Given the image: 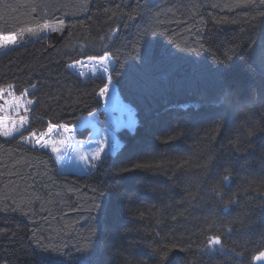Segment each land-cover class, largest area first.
Returning a JSON list of instances; mask_svg holds the SVG:
<instances>
[{
  "label": "trees",
  "instance_id": "1",
  "mask_svg": "<svg viewBox=\"0 0 264 264\" xmlns=\"http://www.w3.org/2000/svg\"><path fill=\"white\" fill-rule=\"evenodd\" d=\"M245 2L0 0V37L17 39H0V87L33 101L0 112V264H158L164 245L167 264H256L264 77L248 53L264 46V8ZM105 52L110 73L89 59ZM225 90L244 106L225 108ZM105 136L121 147L109 139L92 169L89 141Z\"/></svg>",
  "mask_w": 264,
  "mask_h": 264
},
{
  "label": "snow or ice",
  "instance_id": "2",
  "mask_svg": "<svg viewBox=\"0 0 264 264\" xmlns=\"http://www.w3.org/2000/svg\"><path fill=\"white\" fill-rule=\"evenodd\" d=\"M247 6H252L253 8L259 7V8H264V0H246L245 4H238L237 7H247ZM255 20V17H253V21ZM62 23V21H61ZM45 28L50 27V25L45 24L44 25ZM29 31H31V29H29ZM147 34V33H145ZM0 39H2L5 44L7 43H11V44H16L17 43V39L15 35H3L2 37H0ZM4 44H0V47H3ZM177 49L178 51H185L186 49H181L178 45H177ZM134 53H136L138 55V52H136V49L133 50ZM248 57H255L256 59H258L260 67H261V76L264 77V46H260L259 51H257L255 48H253V50L251 52L248 53ZM89 59L91 60H96L98 61V67H97V72H104V73H110V69L109 67L104 63L105 61H109V54L107 52H105L103 55L99 56V57H89ZM226 59H229L226 57ZM110 62V61H109ZM218 72H226L228 70V66L226 65L225 68L223 69H216ZM114 71V70H112ZM112 83V76L111 74H109L107 76V82L104 84V86L99 90L98 95L101 97H104L108 92H109V88L111 86ZM34 87V86H33ZM26 93H21L20 96L16 95V90L14 89L13 85H8L7 86V90L3 87H0V100H3V104H0V112H9L11 110H18V109H23L25 111L28 110L29 106L32 105L33 101L31 100H27L25 101L23 99L24 95ZM220 103L225 107V108H236V109H240L242 108L244 105H241V103L239 102V100L237 99V96L234 92H229L227 90H225L223 96L220 99ZM122 111V110H121ZM17 115H19V111H17ZM91 115L95 116V113H91ZM11 117L10 116H3L0 117V122H3L4 120H10ZM121 121H122V117H121ZM21 123H24V118H21ZM134 123V121H130V124ZM121 123L118 122L117 123V127H120ZM57 127V125H52L49 124L48 126V133L53 132V130ZM59 128L65 129L66 131L70 130L68 128L67 125L61 124L58 126ZM15 131L17 133H20V138L21 139H25L23 132L21 131V128L17 127L15 129ZM106 131V129H105ZM257 131L255 126H251L248 128L246 135L247 136H253L255 134V132ZM0 135H3L4 137H11L12 136V131L8 128H4L2 132H0ZM45 135V133H41L40 139H36V145H39L40 147H45L47 142L45 141L44 143H41V139L43 138V136ZM36 136V133H32V137L34 138ZM109 139L112 140V151H115L117 149H119L121 147V145L119 143H117L115 141L114 138H110L108 136H105L103 140L100 139H96V140H90V143H93L95 145V148L93 149V151L91 152L90 155H88L87 157H85L86 160L90 161V167L92 169H98L104 162L105 157L109 154L107 148L105 147L106 144H108ZM29 142H31L29 140ZM53 152H57L58 149L56 147L52 148ZM144 165H136V167H142ZM147 167H151V165H147ZM129 169L125 168L122 169L121 171H128ZM227 171V170H226ZM229 176L228 175H224L223 176V181L226 182L228 181ZM221 200L223 199V197H220ZM235 203V201L233 200H229L224 204V208L227 209L229 204ZM16 210V209H14ZM0 211H7V209H0ZM261 238L262 240H264V234H261ZM207 243L208 245H212V246H216V245H221V239L219 237V235H214V236H210L207 238ZM40 247L43 248V250L46 251H52L54 250L53 248H50L48 246H43V245H39ZM172 247H176V245H172ZM182 251L185 249H181ZM235 251V250H233ZM155 255L158 257V264H167L168 261V257H169V250H168V246L164 245L162 247H160L159 249H157L155 251ZM237 256L242 257L243 256V252H237L236 253ZM254 259L256 260H260V259H264V252H261L258 256H255ZM237 264H242V261H237Z\"/></svg>",
  "mask_w": 264,
  "mask_h": 264
},
{
  "label": "rangeland",
  "instance_id": "3",
  "mask_svg": "<svg viewBox=\"0 0 264 264\" xmlns=\"http://www.w3.org/2000/svg\"><path fill=\"white\" fill-rule=\"evenodd\" d=\"M256 264H264V259L256 260Z\"/></svg>",
  "mask_w": 264,
  "mask_h": 264
}]
</instances>
